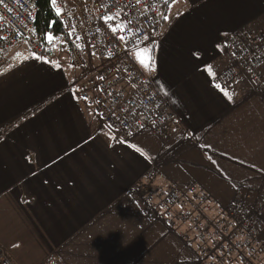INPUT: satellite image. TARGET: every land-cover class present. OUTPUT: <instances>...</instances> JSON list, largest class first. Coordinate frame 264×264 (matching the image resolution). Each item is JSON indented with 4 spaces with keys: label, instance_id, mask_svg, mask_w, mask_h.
Segmentation results:
<instances>
[{
    "label": "crops",
    "instance_id": "crops-1",
    "mask_svg": "<svg viewBox=\"0 0 264 264\" xmlns=\"http://www.w3.org/2000/svg\"><path fill=\"white\" fill-rule=\"evenodd\" d=\"M165 15L131 58L181 126L117 145L75 95L69 57L51 67L23 42L8 51L16 62L0 74V246L16 264L91 250L100 264H198L185 228L165 226L136 184L155 171L163 183L204 187L220 207L264 189V87L243 80L225 96L216 86L235 63L227 38L264 24V0H174ZM149 57L150 72L139 63Z\"/></svg>",
    "mask_w": 264,
    "mask_h": 264
},
{
    "label": "built area",
    "instance_id": "built-area-1",
    "mask_svg": "<svg viewBox=\"0 0 264 264\" xmlns=\"http://www.w3.org/2000/svg\"><path fill=\"white\" fill-rule=\"evenodd\" d=\"M170 1L141 0L137 5L135 0H57L72 62L80 72L76 95L95 108L116 137L114 145L132 140L146 128L159 134L166 127L181 126L168 102L131 58L137 45L158 33ZM38 2L0 0V68L8 51L20 42L54 66L51 42L43 41L36 23ZM104 14L116 15L110 23L125 30L113 33L103 22ZM226 44L235 63L216 79L218 89L228 91L243 80L255 89L264 87V24L233 32ZM135 191L165 226L185 228L182 239L195 249L198 264H264V189L239 193L231 204L220 207L204 187L163 183L157 172L150 171ZM0 264H16L1 246Z\"/></svg>",
    "mask_w": 264,
    "mask_h": 264
},
{
    "label": "rangeland",
    "instance_id": "rangeland-1",
    "mask_svg": "<svg viewBox=\"0 0 264 264\" xmlns=\"http://www.w3.org/2000/svg\"><path fill=\"white\" fill-rule=\"evenodd\" d=\"M22 45H24V44H19V46H22ZM22 49H23V51L27 50V52L29 54H31V56L34 59H36L38 62L47 65V63L45 61H43V60L35 57L31 52H29L30 51V50L28 51L29 48L27 49L25 47V48H22ZM51 49H52V60L54 62V66H51V67H56L58 65V63H57L58 62V58H60V57H58L59 56V53H61V54L63 53V55H60L61 57L63 56V58H61V59H63V60H61L62 62L65 61L66 59L68 61V57H69V59L71 61V64L73 65L72 58H71V53H70V48H69V43H68V40L65 39V37H56V38H54L51 41ZM12 52H16V47L12 50ZM11 57L12 58L10 59L9 53H8V55H6L5 63L0 68V74L5 73L6 70L10 66H12V63L13 62H16V60H13V59H15L14 57H16V55L13 54V56H11ZM79 74H80V72H79ZM77 87H78V82L76 83V85L74 87V93H75V95L77 93ZM70 252H72V251H70ZM79 257H80L79 259L73 258L71 261H69L70 259L64 260V262H62V264H98L99 263L98 260H95V255L92 254V250H91L90 254H86L85 256H83L81 254ZM57 264H59V263H57Z\"/></svg>",
    "mask_w": 264,
    "mask_h": 264
},
{
    "label": "trees",
    "instance_id": "trees-1",
    "mask_svg": "<svg viewBox=\"0 0 264 264\" xmlns=\"http://www.w3.org/2000/svg\"><path fill=\"white\" fill-rule=\"evenodd\" d=\"M173 2L174 0L170 1V3H173ZM169 4L167 6H169ZM162 19H163V16H162ZM36 23L38 25L40 35L44 42H47V43L51 42V41L46 40L45 38L46 33H53L54 38L65 37V39L68 40L64 33L59 17H56L55 11L52 9L50 0H39L38 13L36 16Z\"/></svg>",
    "mask_w": 264,
    "mask_h": 264
},
{
    "label": "snow or ice",
    "instance_id": "snow-or-ice-1",
    "mask_svg": "<svg viewBox=\"0 0 264 264\" xmlns=\"http://www.w3.org/2000/svg\"><path fill=\"white\" fill-rule=\"evenodd\" d=\"M135 2L138 5L141 2V0H135ZM168 2H169V0H165V3L166 4ZM51 6H52V9L55 11L56 17H60L61 15H63L61 9L59 7H57V0H51ZM110 10L111 9H108V11H110ZM163 18L164 19H168V17L166 15ZM102 19H103L104 24L105 25H108L111 28V31L113 33H116L118 30H120V31H124L125 30V28L120 27V25H118V24L113 27L112 24L110 23V22H115L116 21V19H117V16L116 15L104 14L102 16ZM127 27H131V24L129 23V25ZM45 38L48 41H52L54 39V34L53 33H46ZM120 39L123 40L124 38L123 37H120ZM139 63H140V65L143 68L148 69L149 72L152 70L150 57H149V62L148 63H145L143 60H140ZM209 73L211 74V70H209ZM217 87L219 88L220 86L217 85ZM224 95L227 96L228 93L225 91L224 92ZM84 98L87 99L86 96ZM97 103H98V101H97ZM115 138L116 137H110V139H115Z\"/></svg>",
    "mask_w": 264,
    "mask_h": 264
}]
</instances>
